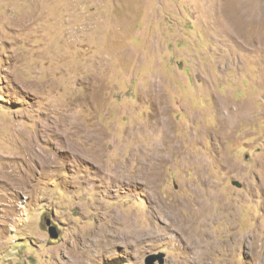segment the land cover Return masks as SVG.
<instances>
[{
    "label": "rangeland",
    "instance_id": "374dc122",
    "mask_svg": "<svg viewBox=\"0 0 264 264\" xmlns=\"http://www.w3.org/2000/svg\"><path fill=\"white\" fill-rule=\"evenodd\" d=\"M263 251L264 0H0V264Z\"/></svg>",
    "mask_w": 264,
    "mask_h": 264
},
{
    "label": "bare ground",
    "instance_id": "6f19581e",
    "mask_svg": "<svg viewBox=\"0 0 264 264\" xmlns=\"http://www.w3.org/2000/svg\"><path fill=\"white\" fill-rule=\"evenodd\" d=\"M154 157V156H153ZM153 159V158H152ZM156 162V161H155ZM157 164V163H156ZM150 175L151 174H149L148 176H146V179H148L149 177H150ZM136 182V181H135ZM173 223H171V225H172ZM99 236V235H98ZM94 238V241L95 242H97V243H99L100 241V238L101 237H99V238H95V237H93ZM263 250V249H262ZM264 252V251H263ZM83 255V254H82ZM264 255V254H263ZM263 255H261V257L263 256ZM78 257H80V256H78ZM77 257V258H78ZM86 257V256H85ZM262 260V259H261ZM263 261H264V257H263ZM66 264H83V259L81 258V259H75L74 261H71V260H69V261H66ZM263 264H264V262H263Z\"/></svg>",
    "mask_w": 264,
    "mask_h": 264
},
{
    "label": "water",
    "instance_id": "95a60500",
    "mask_svg": "<svg viewBox=\"0 0 264 264\" xmlns=\"http://www.w3.org/2000/svg\"><path fill=\"white\" fill-rule=\"evenodd\" d=\"M48 234H49V237L52 239H56L57 237V234L53 228H48ZM153 259H154L153 257H150L147 264H153Z\"/></svg>",
    "mask_w": 264,
    "mask_h": 264
}]
</instances>
